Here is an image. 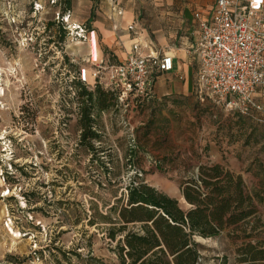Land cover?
Segmentation results:
<instances>
[{"label":"rangeland","instance_id":"rangeland-1","mask_svg":"<svg viewBox=\"0 0 264 264\" xmlns=\"http://www.w3.org/2000/svg\"><path fill=\"white\" fill-rule=\"evenodd\" d=\"M65 5V0H0V264H82L76 254L119 264L114 243L90 223L93 209L105 213L132 180L188 209L180 189L184 170L180 175L169 168L198 173L192 170L195 155L183 151L187 136L170 132L168 121L156 125L160 120L136 102L97 116L102 135L95 143L97 157L82 148L74 82L86 84L87 70L96 80L87 85L93 89L107 72L91 61L88 28L80 26L87 32L77 35ZM250 150L241 145L234 156L227 150L219 156L226 165L250 171L248 186L260 190L264 167L244 161ZM168 159L173 166L165 165ZM259 209L264 221V205ZM196 240L202 264H238V247L227 234Z\"/></svg>","mask_w":264,"mask_h":264},{"label":"crops","instance_id":"crops-1","mask_svg":"<svg viewBox=\"0 0 264 264\" xmlns=\"http://www.w3.org/2000/svg\"><path fill=\"white\" fill-rule=\"evenodd\" d=\"M251 1L254 6L264 5V0ZM214 5L215 0H71L69 24L88 28L86 40L94 64L123 63L134 53V46H138L137 53L144 56L173 57L174 69L154 73L151 95L135 102L144 112H149L152 119L160 120L156 125L164 126L168 121L170 132L180 139L187 136L183 151L195 155L192 156L194 173L196 170L199 173L201 165L224 164L219 153L227 150L234 156L241 145L252 147L254 151L250 150L251 154L244 160L247 164L264 167V114L254 111L251 116H242L229 112L225 109L226 102L201 98L195 91L200 67L193 49L198 33L195 14L200 12L204 18H210ZM85 81L92 86L96 80L89 74ZM255 99L264 106V86L258 88ZM158 131L162 135V131ZM257 141L260 143L256 149ZM167 163L173 166L174 161L168 159L165 165ZM226 167L243 176L250 193L261 190L252 191L248 186L246 179L250 171ZM169 170L180 175L184 170L185 179L198 175H189V167L173 166Z\"/></svg>","mask_w":264,"mask_h":264},{"label":"trees","instance_id":"trees-1","mask_svg":"<svg viewBox=\"0 0 264 264\" xmlns=\"http://www.w3.org/2000/svg\"><path fill=\"white\" fill-rule=\"evenodd\" d=\"M65 4L67 17L71 0H65ZM60 30L66 34L63 24ZM74 85L81 100L80 145L97 157L95 143L102 139L97 116L121 105L120 92L99 82L93 89L80 80ZM180 189L188 209L182 208L178 199L134 180L121 195H115L105 213L93 209L90 223L114 243L119 264H202L196 238L223 234L238 247V264H264V221L259 209L264 205V187L250 193L242 175L216 163L201 165L198 175L181 182ZM76 255L82 264H105L92 254L87 258Z\"/></svg>","mask_w":264,"mask_h":264},{"label":"built area","instance_id":"built-area-1","mask_svg":"<svg viewBox=\"0 0 264 264\" xmlns=\"http://www.w3.org/2000/svg\"><path fill=\"white\" fill-rule=\"evenodd\" d=\"M195 18L198 33L193 49L200 63L196 78L199 96L226 102L227 108L242 116L254 111L264 114V106L255 99L258 88L264 86V5L254 6L251 0H215L210 18L200 12ZM76 32L82 36L87 31L79 26ZM137 50L134 46V53L123 63L101 62L98 66L107 72L105 87L120 92L121 105L148 98L153 72L174 69L172 56H144Z\"/></svg>","mask_w":264,"mask_h":264},{"label":"bare ground","instance_id":"bare-ground-1","mask_svg":"<svg viewBox=\"0 0 264 264\" xmlns=\"http://www.w3.org/2000/svg\"><path fill=\"white\" fill-rule=\"evenodd\" d=\"M85 72H84V76H85V78H88V76H89V73L87 72V70H84ZM90 77L92 78V76H91V74H90ZM185 203H186V201L185 200H183ZM14 232V231H13ZM15 233V232H14ZM17 234V233H16ZM18 235H16V237H17Z\"/></svg>","mask_w":264,"mask_h":264}]
</instances>
